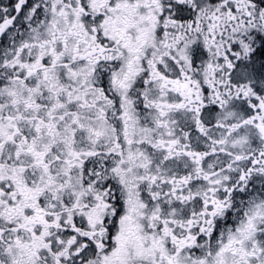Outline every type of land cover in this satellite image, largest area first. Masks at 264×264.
<instances>
[{"label":"snow or ice","instance_id":"snow-or-ice-1","mask_svg":"<svg viewBox=\"0 0 264 264\" xmlns=\"http://www.w3.org/2000/svg\"><path fill=\"white\" fill-rule=\"evenodd\" d=\"M0 264H264V0H0Z\"/></svg>","mask_w":264,"mask_h":264}]
</instances>
